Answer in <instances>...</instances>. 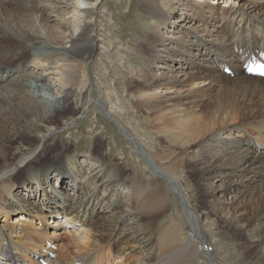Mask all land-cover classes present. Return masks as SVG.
<instances>
[{"label":"bare ground","instance_id":"bare-ground-1","mask_svg":"<svg viewBox=\"0 0 264 264\" xmlns=\"http://www.w3.org/2000/svg\"><path fill=\"white\" fill-rule=\"evenodd\" d=\"M100 1L0 0V101L12 97L7 117L22 127L0 111V264H229L208 222L230 234L240 264H264V77L243 70L264 58V0L144 2L153 21L140 30L142 62L122 67L134 86L115 81L101 97L91 64ZM32 82L62 107L34 99ZM124 107L135 114L127 121ZM90 112L117 125L138 171L154 177L137 181L130 164L127 190L128 165L84 167L71 150L36 164L60 150L55 131ZM230 142L240 149H219ZM251 184L238 199L219 198ZM77 224L84 233L69 229Z\"/></svg>","mask_w":264,"mask_h":264},{"label":"rangeland","instance_id":"rangeland-1","mask_svg":"<svg viewBox=\"0 0 264 264\" xmlns=\"http://www.w3.org/2000/svg\"><path fill=\"white\" fill-rule=\"evenodd\" d=\"M146 1L149 0H101L100 1L99 7L97 9V13L95 15V18L98 19L97 27L95 28L96 30L95 35L97 34L96 40L98 41L99 47L95 57L92 58L91 61V64H93L92 74L95 78L96 87L98 91H100L99 94L100 97L101 95L106 96L108 92L110 93L109 86L114 84L115 81L117 82L118 85L117 89H120L124 85L129 87L134 86L135 83L134 79L131 77V75H127V73L124 70H122V67L126 63H130L132 65L138 66L142 62V55L137 48L138 38L140 36V30L143 28L145 22L153 21L150 15L146 14L141 10L143 3ZM157 1L159 3H162V0H157ZM216 1H217L215 3L216 5L218 6L222 5L227 8L235 4V0H219V1L216 0ZM235 5H237V3ZM50 6L48 7L49 10H50ZM86 44L87 43H82L83 47H85ZM43 45H46V43H43ZM134 49H137L138 51H135ZM121 71L122 73H120ZM30 86L31 87L29 93L32 97H34V99L37 100L40 99L42 101L44 100L43 101L44 104L46 103V106L48 107H51L50 106L51 104L54 105L56 104L55 102H52V92L49 93L50 91L48 90L45 84L41 83L39 84V86H37L32 82ZM5 98L6 97L3 98L4 101H0V106H1L0 111L2 113L5 112L2 115L3 122L10 124L11 127H13V129L15 130H18V132H22L21 122L20 125L17 126L15 124L16 121H14V118L8 119V117H12L13 114V112H9L10 105L13 101L11 96H7V99ZM57 105L58 104H56V106ZM58 107H62V105L60 106L58 105ZM117 114H119L124 121L129 120L130 118H132L130 116L135 115L132 109L129 107H124V109L122 110L121 108L118 109ZM62 118L63 117L61 116L60 119ZM110 121L111 120H109L108 118L106 119L105 117L101 116L99 112H95V113L90 112L89 114H86L82 118H79L77 122H74L69 126H64L60 130L55 131L57 133L56 135H58L57 136L59 139L58 141H61V143L57 146V148H60V150L55 152L54 154H49L48 155L49 157L38 160L37 161L38 163L36 164H44L52 160L56 161L62 151L64 152L65 150H71L72 153L76 155V158L80 159L84 167H86L87 164L97 166L98 165L97 159L109 160V158H111V164H115L116 162L119 164L122 163L123 165H128V169L126 170L127 172L124 171L125 172L124 179H126L125 182L127 183L126 184L127 190L130 189L129 182L134 177V173L130 169L132 168L130 164L134 165L136 168L134 170L135 171L134 178L140 182L141 181L147 182L149 176L154 177L155 174L153 172H149V170H147L146 168L147 171V175H146L145 166H141V169L138 171L135 164L136 159H133L134 158L133 153L135 152V149L132 148L131 143L125 138L124 133H122L118 129L117 125ZM26 125L29 126V123L26 122ZM1 129L2 127H0V134L3 133L1 132ZM217 141L219 143H222V140L220 138L218 139L214 138V140L210 141V143L213 144L216 143ZM31 144H33V142ZM235 144L236 143H232V147H231V142H230V144L229 143L224 144L219 149L220 150L222 149L225 152H229L228 149H230V151L237 152V150H239L240 147L237 146L233 147ZM18 147L19 145L16 144L14 146V149ZM22 151L23 149H20L17 152L22 153ZM93 152H95L96 154ZM124 154L126 156L125 159H124ZM227 158L228 157H226L224 160H226ZM123 159L125 161H123ZM143 162H144L143 159L140 158L141 165H144ZM222 162L223 160L220 161L218 160V163L222 164ZM211 163L212 162L207 161L205 162L204 166L205 165L210 166ZM213 169H214L213 173L215 174L213 173L210 174V179L213 185L218 186L223 183V180L221 181L220 180L221 177H218L216 173L222 171H220V169L219 170L215 168ZM226 170H227V174L231 173V168ZM181 174H182V178L185 181L191 179V181L194 182L193 184H196L195 180H193V178L190 177L188 173L182 172ZM52 184L54 185L58 184V180L56 176L52 178ZM254 186L255 184H251L250 186H248V188L243 186L241 187L239 186L236 189H234V187L230 188L226 192L220 193L219 198H221L222 200L227 199L228 201L231 202L233 201V199H238L240 193L245 191V189H252V187ZM175 199L179 200L178 198ZM21 214L22 212H17L16 214L12 215L11 222L20 218ZM1 219H5V218L1 217ZM48 219L49 221L52 220V218H48ZM22 221H25L24 218H22ZM210 224L211 222H208L207 226H211V228L215 231V235L218 236L214 239V244L215 247L220 251V255H223L222 252H224V255L227 257L229 264H240L243 263L242 260H244V263H246V258H244L243 256L238 257L235 253L236 249L237 251H241L239 247H236L235 250L234 248L231 251L229 250V247L233 245L232 244L233 241L229 236L230 234L227 233V231L219 229ZM69 229L74 230L75 231L74 233H84L83 231L80 232L81 227L78 225H73V228H69ZM61 242L62 240L56 243L57 248L55 249V251H58L59 254L63 249ZM112 261L114 263L117 262L116 259H113Z\"/></svg>","mask_w":264,"mask_h":264}]
</instances>
